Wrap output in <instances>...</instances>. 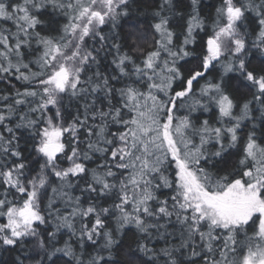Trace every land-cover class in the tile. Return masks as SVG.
<instances>
[{"label":"snow or ice","instance_id":"obj_1","mask_svg":"<svg viewBox=\"0 0 264 264\" xmlns=\"http://www.w3.org/2000/svg\"><path fill=\"white\" fill-rule=\"evenodd\" d=\"M0 264H264V0H0Z\"/></svg>","mask_w":264,"mask_h":264},{"label":"trees","instance_id":"obj_2","mask_svg":"<svg viewBox=\"0 0 264 264\" xmlns=\"http://www.w3.org/2000/svg\"><path fill=\"white\" fill-rule=\"evenodd\" d=\"M209 3H215V0H208Z\"/></svg>","mask_w":264,"mask_h":264}]
</instances>
